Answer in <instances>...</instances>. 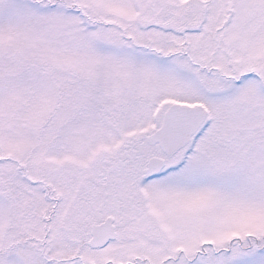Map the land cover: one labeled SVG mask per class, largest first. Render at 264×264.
<instances>
[{
    "label": "snow or ice",
    "instance_id": "obj_1",
    "mask_svg": "<svg viewBox=\"0 0 264 264\" xmlns=\"http://www.w3.org/2000/svg\"><path fill=\"white\" fill-rule=\"evenodd\" d=\"M0 264H264V0H0Z\"/></svg>",
    "mask_w": 264,
    "mask_h": 264
}]
</instances>
